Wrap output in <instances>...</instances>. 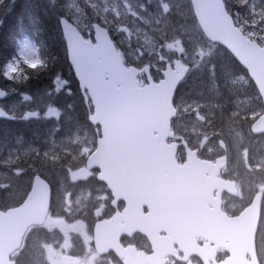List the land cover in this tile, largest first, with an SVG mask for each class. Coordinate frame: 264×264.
<instances>
[{
  "label": "rangeland",
  "instance_id": "rangeland-1",
  "mask_svg": "<svg viewBox=\"0 0 264 264\" xmlns=\"http://www.w3.org/2000/svg\"><path fill=\"white\" fill-rule=\"evenodd\" d=\"M14 1L26 5L34 2ZM49 1L62 3L67 17L88 36L92 32L90 24L95 20L113 30L118 43L135 63L144 57L155 72L175 57L189 64L188 82L178 95L179 109L185 114L181 133L200 143L213 139L212 133L219 134L214 141L227 142V151L232 158L231 175L243 192L252 197L256 190L264 191V141L251 138L243 130V119L237 116L247 112V116L253 118L260 113L259 103L251 96L236 65L220 48L210 45L204 38L188 0ZM238 2L248 6L256 16L262 12L258 9L262 10L264 4V0ZM25 9L31 12V8ZM245 15L241 18L243 23L248 20ZM27 19L32 27L31 17ZM247 26L255 33L258 31V26ZM18 43V60L0 61V81L14 94L3 106L14 113L19 110L21 116L16 123L21 124L18 127L0 122L3 124L0 127V190L9 191L0 193V200L12 195L18 199L22 195L19 193L21 188L31 182L33 174L47 176L53 184L55 211L59 213L56 219L64 222L69 219L71 223L66 222V228L57 231L53 218H48L43 231L47 238L36 240L32 237L27 245L29 255L22 256L21 264H61L62 254L72 248L81 256L82 262L88 263L86 255L90 249L85 219L92 224L95 222L99 212L92 208L99 206L98 201L101 204L103 193L98 186L89 187L88 182L96 173L87 171L84 163L95 148L98 133L96 129L88 128L82 118H77L80 114L77 113L70 124L67 111L62 108L60 111L55 103L39 93H22L20 85L24 77L20 68L23 65L34 67L39 59L37 49L29 39ZM69 87L70 83L61 78L55 79L52 89L53 93H66ZM50 92L48 90L47 96L52 94ZM224 107L229 112L225 110L228 114L220 120L217 112H223L224 116ZM24 122H29V128ZM78 184H85L86 188L76 190ZM243 192L238 193L237 207L243 204L240 202ZM3 201L5 205L10 204ZM51 235L53 241L49 240Z\"/></svg>",
  "mask_w": 264,
  "mask_h": 264
},
{
  "label": "water",
  "instance_id": "water-1",
  "mask_svg": "<svg viewBox=\"0 0 264 264\" xmlns=\"http://www.w3.org/2000/svg\"><path fill=\"white\" fill-rule=\"evenodd\" d=\"M191 4L203 34L211 42L225 47L247 71L264 105V46L249 40L242 33L228 14L223 0H191ZM60 25L68 59L79 86L82 90H88L91 99L93 113L89 116L90 122L98 124L101 130L97 148L86 163L87 168L100 170L98 180L115 190L124 186L123 183H131L135 187L134 180L139 181L140 176L145 175L151 183L149 188L155 190L147 195L165 198L171 206L186 205L187 197L193 192L194 197L203 200L206 197L210 199L214 190L218 191V195L223 190L235 192L231 190L233 183L217 181L219 165L213 169L211 164L194 160L195 165L202 164V167L196 169V180L195 176L188 177L185 171L187 167L176 164L172 146L165 144L173 136L170 131L171 120L176 114L173 97L187 74V66L180 60H174L172 65L168 63L159 82H154L145 68L148 84L139 87L137 76L140 71L123 66L105 29L93 24V44L91 40H85L65 18L60 20ZM4 97L5 93L0 89V99ZM0 118L10 119L1 108ZM250 130L254 135L264 133V111ZM201 170L203 172L200 174ZM207 172L212 174L211 178H205ZM261 200L262 193H257L238 217H219V234L224 233L229 241L224 247L229 251L230 258L223 264H258L255 238ZM49 202L48 184L35 176L23 203L6 212L0 211V264H13L9 259L10 254L19 248L30 225L44 222ZM94 242L98 252L103 253L116 239L108 231L97 229ZM246 255L250 256V262H246ZM66 259L63 258L64 264L69 263V259ZM74 260L73 264H77V260Z\"/></svg>",
  "mask_w": 264,
  "mask_h": 264
},
{
  "label": "trees",
  "instance_id": "trees-1",
  "mask_svg": "<svg viewBox=\"0 0 264 264\" xmlns=\"http://www.w3.org/2000/svg\"><path fill=\"white\" fill-rule=\"evenodd\" d=\"M224 2L236 25L241 27L244 34L250 39L264 44V4L261 5L262 10L258 9L259 11H262L257 15L259 16L258 18L256 15L252 14L251 9H249L248 6L241 4L238 2V0H224ZM20 5H23V7H20ZM25 7L31 8V12H27ZM244 15L247 16L248 19L246 23H243L242 21V16ZM28 16H30L32 19V27H30V25L27 23ZM61 16H67V14L64 11L63 4L59 2H51L49 0H34L33 4L26 5L18 3V1L12 3L8 0H4L3 3H0V21H2V25L0 27V61L6 63V61L15 57L18 54L17 43L19 42L20 38L23 36L29 37L38 46L40 63L34 67L24 66L23 70L21 69L24 78L20 85V89L22 91L28 92L29 94L39 93L49 101H52V103H55L57 106H59V108H62V110L67 111V119L70 124H72L78 113L80 115L77 118H82L84 124L89 126V123H87L86 120V107L84 100L79 91L73 72L67 62L65 44L59 26V18ZM247 25L253 28H257L258 26V31L255 33L249 30ZM220 49L224 52L227 58H229L232 64L236 65L240 71L239 73L244 76V81H247L248 83L246 85L249 88L251 96L260 104L256 89L252 82L248 80L244 69L241 68V66L227 51H225L223 48ZM61 78L66 79L67 82L70 83L69 92L58 93H62L63 95H58L57 93L54 94L52 89L53 83L55 79ZM183 88L184 85L182 86L181 91ZM48 90H50V93H52L49 96H47ZM67 106L69 107V110L67 109ZM225 110L229 112V110L224 107V116H222L223 112L222 114L221 112H217L218 119L220 118V120H222V118L228 114ZM237 116L240 117L241 120L243 119V121H241L243 130L248 132V127L252 118L247 116V112L243 116H241V113L237 114ZM245 119H247L249 123H247ZM2 123L13 127H18L21 125L16 124L17 122ZM28 123L29 122H27L26 125L29 128ZM220 127L223 129L221 125ZM89 128L91 127L89 126ZM250 137L254 138L255 140L262 139L260 141H264V135L261 137H254L250 135ZM29 183L30 182L26 184L25 188L22 187L19 193L23 194L27 192L29 190ZM84 187H86V185H84ZM89 187H92V185L90 184ZM0 193H9V191H4L1 189ZM14 196L15 195L8 197L5 196L4 201L1 199L0 208L3 209V207L9 206L11 204L10 203L4 206V203L1 201L11 202L13 201ZM43 235H45L43 230H38L34 237L36 240H44ZM257 247L259 251L264 254V216L262 217L261 225L258 230ZM28 255L29 253H27L26 247L20 257L19 264H21V259L23 257H27Z\"/></svg>",
  "mask_w": 264,
  "mask_h": 264
},
{
  "label": "flooded vegetation",
  "instance_id": "flooded-vegetation-1",
  "mask_svg": "<svg viewBox=\"0 0 264 264\" xmlns=\"http://www.w3.org/2000/svg\"><path fill=\"white\" fill-rule=\"evenodd\" d=\"M177 146V154H178V162L180 164H184L187 160V148L190 151H196L197 156L200 159L204 160H216L219 156L225 155L227 157V162L221 169L220 177L229 179L232 178L229 173L232 171V163L229 164L230 154L227 151V144L225 141H210L203 143L186 140L178 141ZM193 171V169H191ZM232 174V173H230ZM235 180L234 178H232ZM102 202L98 207L101 214L102 219H107L116 216V220L118 226H123L127 221L132 220L136 226H138L142 230H148L159 228V236L160 237H168L164 231V228H167L169 215L165 214V212H158V217L160 218L157 223L155 222V215L149 216V210L146 206H142L140 209L137 204H135L132 209L127 208V204L121 195H118L116 201L112 200V194L107 188H103ZM235 196H231L227 192L222 193V209L229 216L237 215L242 208L236 206ZM208 209H212L211 205H208ZM184 216L190 220V223H197V210H189L186 211ZM200 217L202 218V213L200 212ZM201 223V220H200ZM197 231V230H196ZM194 231V232H196ZM196 243L198 246L206 247L205 257L208 258V264H214L215 262H221L227 256V254L219 248L215 249L216 244L213 241L206 242L201 236L195 235ZM176 236H171L169 241L165 243L166 250L163 249L164 253V264H204L201 256L190 253L189 249L182 245L181 242L176 241ZM120 241L123 247H133L135 248V256L138 257L140 252H144L146 256L152 254L151 244L148 240V237L142 233L141 230L137 229L132 231L130 234L122 233L120 237ZM172 244L171 247L169 245ZM90 246V243H89ZM70 254V253H69ZM97 260L98 264H123L124 258H120L117 255L109 252L106 255L98 256L96 254H92L90 256V261L87 264H96L94 261Z\"/></svg>",
  "mask_w": 264,
  "mask_h": 264
},
{
  "label": "bare ground",
  "instance_id": "bare-ground-1",
  "mask_svg": "<svg viewBox=\"0 0 264 264\" xmlns=\"http://www.w3.org/2000/svg\"><path fill=\"white\" fill-rule=\"evenodd\" d=\"M20 7H23V5H20ZM0 127H2V126H0Z\"/></svg>",
  "mask_w": 264,
  "mask_h": 264
}]
</instances>
